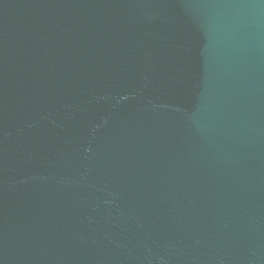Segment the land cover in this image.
<instances>
[{"label": "water", "instance_id": "water-1", "mask_svg": "<svg viewBox=\"0 0 264 264\" xmlns=\"http://www.w3.org/2000/svg\"><path fill=\"white\" fill-rule=\"evenodd\" d=\"M0 264H264V0H0Z\"/></svg>", "mask_w": 264, "mask_h": 264}]
</instances>
